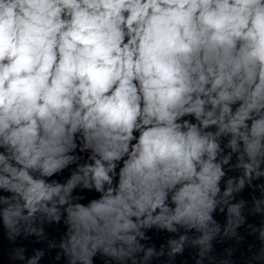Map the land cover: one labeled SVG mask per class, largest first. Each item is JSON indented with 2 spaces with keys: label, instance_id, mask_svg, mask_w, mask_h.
I'll use <instances>...</instances> for the list:
<instances>
[{
  "label": "clouds",
  "instance_id": "clouds-1",
  "mask_svg": "<svg viewBox=\"0 0 264 264\" xmlns=\"http://www.w3.org/2000/svg\"><path fill=\"white\" fill-rule=\"evenodd\" d=\"M0 264H264V0H0Z\"/></svg>",
  "mask_w": 264,
  "mask_h": 264
}]
</instances>
